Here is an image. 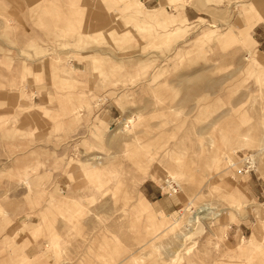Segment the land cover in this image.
<instances>
[{
    "label": "rangeland",
    "instance_id": "1",
    "mask_svg": "<svg viewBox=\"0 0 264 264\" xmlns=\"http://www.w3.org/2000/svg\"><path fill=\"white\" fill-rule=\"evenodd\" d=\"M261 7L0 0V264H264Z\"/></svg>",
    "mask_w": 264,
    "mask_h": 264
},
{
    "label": "bare ground",
    "instance_id": "2",
    "mask_svg": "<svg viewBox=\"0 0 264 264\" xmlns=\"http://www.w3.org/2000/svg\"><path fill=\"white\" fill-rule=\"evenodd\" d=\"M262 15H263V17H264V9L261 7L260 8V13H259V15L255 18V20H260V19H262L263 17H262ZM264 149V146L262 145L261 147H260V150H263ZM248 156H250V155H248ZM250 158V157H249ZM251 159V158H250ZM249 159V160H250ZM250 163H252V162H250ZM249 163V164H250ZM166 180V179H165ZM170 181H172V180H169V179H167L166 181H165V185H166V187L169 189V190H171L172 191V189H170ZM177 185V184H176ZM173 192H176V191H173ZM124 211V210H123ZM200 216L198 215V213H197V211H196V213L194 214V215H192V217L188 220V222H190V223H192V225H191V227H190V229L183 235L184 236V238H183V242H182V244H181V246H183L184 247V249H185V251H189L190 250V244H189V241H190V236H192L193 234H195V233H200L202 230H203V227H204V225L202 226V224L201 223H199V220H200ZM192 230V232H191V234L189 235V233L188 232H190ZM251 237V240H252V243H255V242H257L258 241V239L261 237V226H260V223L258 222V223H255L254 225H253V232H252V236H250ZM191 243V242H190Z\"/></svg>",
    "mask_w": 264,
    "mask_h": 264
},
{
    "label": "built area",
    "instance_id": "3",
    "mask_svg": "<svg viewBox=\"0 0 264 264\" xmlns=\"http://www.w3.org/2000/svg\"><path fill=\"white\" fill-rule=\"evenodd\" d=\"M170 189H172V191H176L177 190V186L172 181H170Z\"/></svg>",
    "mask_w": 264,
    "mask_h": 264
},
{
    "label": "crops",
    "instance_id": "4",
    "mask_svg": "<svg viewBox=\"0 0 264 264\" xmlns=\"http://www.w3.org/2000/svg\"><path fill=\"white\" fill-rule=\"evenodd\" d=\"M184 18H185V17H184ZM185 19H186V18H185ZM186 20H187V19H186ZM260 21H262V20H260ZM260 21H258V22H260ZM258 22H257V23H258ZM255 24H256V23H255ZM255 24H254V25H255ZM254 25H253V26H254ZM253 26H252V28H253ZM252 28H251V31H252ZM251 38L253 39L252 35H251ZM253 40H254V39H253ZM254 42H255V45H256V41H255V40H254ZM140 197L142 198L141 195H140ZM143 200H144V199H143ZM261 204H264V203H261Z\"/></svg>",
    "mask_w": 264,
    "mask_h": 264
}]
</instances>
